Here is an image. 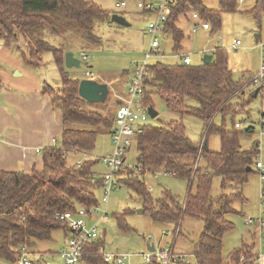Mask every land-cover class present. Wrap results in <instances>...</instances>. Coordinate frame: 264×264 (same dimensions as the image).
<instances>
[{
	"label": "trees",
	"instance_id": "1",
	"mask_svg": "<svg viewBox=\"0 0 264 264\" xmlns=\"http://www.w3.org/2000/svg\"><path fill=\"white\" fill-rule=\"evenodd\" d=\"M236 7L237 0H219V10L207 9L201 0H177L175 6L170 8L162 37L171 36V51L179 56L183 33L176 23L187 8L209 23L210 32H215L221 25L222 13L233 12ZM263 11L264 0H255L247 13L259 23ZM50 16L71 23L90 41L95 39L94 21L110 18L101 7L87 0H0V39L25 43L28 52L20 51V54L30 66L42 65L43 54H52L60 76L59 85L55 87L45 83L42 93L49 96L53 109L60 111L62 117L59 146L43 149V167L40 172H0V259L8 264H16L21 248L30 252L29 249L36 242L51 241L55 231L61 230L67 239L68 228L57 219V215L98 204L94 192L101 189L102 182L93 178V175H97L93 169L98 160L85 158L68 163V157L92 151L97 136L104 131L110 133L115 121V114L113 119H109L100 112L84 109L87 102L78 96L79 81L70 78L64 66L67 50L32 37L33 31L38 28L53 31ZM211 56L208 65H185L179 57L173 58L174 63L149 61L143 81L144 105L152 107V96L156 95L168 111L178 114L180 118L161 127L146 125L141 130L130 146L135 145L137 151L135 167L122 174L124 178H120L119 183L138 197L140 213L146 214L153 223L169 227L171 235L177 232L174 239L179 235L177 227L183 217L203 221V230L193 244L195 264H242L240 258H250L253 245L243 241L228 256H223L222 242L224 236L234 229L228 216L241 215L233 203L245 202L242 192L237 188L246 184L253 173L252 165L259 154V145L253 142L249 149H242L240 137L252 134L253 128L248 127L243 131L235 128L232 120L235 107L230 102L242 95L248 85L258 84L253 80L244 84L240 79L233 78L223 48L214 49ZM263 90L264 77L256 96ZM187 99L195 101L197 106H187ZM251 99L249 97L239 104V111H244ZM120 104L118 100L115 102L117 109ZM186 115L202 123V140L199 144L186 136L182 122ZM229 116L231 127L228 129L226 119ZM217 117H220L219 124H215ZM262 120L264 114H261L260 122ZM86 127L98 129L87 130ZM209 133L219 136L218 152L203 147L202 143L207 140ZM146 174H165L187 181L184 201L180 203L169 191H164L161 197L154 199L144 182ZM214 177L221 179L220 196L217 198L210 196ZM126 214L113 215L118 229L123 232L128 230ZM171 248L176 253L174 245ZM99 249L103 250L101 239L86 246L82 261L87 264H107ZM180 255L182 261L177 260L175 264H189L188 256ZM151 264L158 263L153 260Z\"/></svg>",
	"mask_w": 264,
	"mask_h": 264
},
{
	"label": "rangeland",
	"instance_id": "2",
	"mask_svg": "<svg viewBox=\"0 0 264 264\" xmlns=\"http://www.w3.org/2000/svg\"><path fill=\"white\" fill-rule=\"evenodd\" d=\"M87 1L95 3L110 15L109 19L94 21V40H87L84 34L74 29L71 23L55 16H50L53 31L38 28L33 31L32 37L45 40L56 48L67 50L66 52L72 53L74 58L80 61L79 68L67 69L70 78L80 82L81 80L90 79V77H96L97 82H105L104 84L109 87V95L106 102L103 105L87 103L84 105V109L100 112L104 117L113 119L116 110L115 102L117 101L115 96L117 92L121 91V86L126 78L122 76V72L128 69L132 60H137L141 57L149 42V37L146 35V27L152 17L138 9L137 4L151 0ZM121 2L125 3V7L117 8L116 5ZM201 2L210 10H219V0H201ZM252 3L253 0H243V3L237 1L236 11L222 13L221 25L217 31L210 32L209 30L204 32L199 30L195 34L191 33L189 25V23H195L191 19L192 10L187 8L176 23L177 28L183 33L181 50L178 54H182V52L190 54L192 64L197 65L202 62L205 55H209L213 48H224L228 68L232 71V76L237 80L240 79L244 84L251 83L253 77L261 71L264 61L260 43L256 41L255 37L257 35L261 36V43L264 42V11L260 22L257 23L252 15L245 13V11L250 9L249 7H251ZM113 15L124 18L128 23V27L113 24L111 22ZM160 39L162 50L166 54H172L173 42L171 36L166 35ZM235 40L240 41L241 45L236 50H232L231 45ZM0 42L2 46L6 43L4 40ZM9 44L11 46L9 51L22 60L20 53L27 54L28 52L25 43L22 41L19 43L9 41ZM4 49L6 50V48H3L2 52H5ZM81 54H85L88 59L86 61L82 60ZM42 58L43 64L31 66L30 70L42 77L43 81L47 84L55 87L58 86L60 76L54 64L52 54L46 52ZM162 61L165 63L175 62L173 58L162 59ZM27 66L29 65L27 64ZM0 71L2 74L5 72L1 69ZM258 88L259 84L248 85L244 93L234 97L230 103L235 107L232 120L235 123H241L243 130H246L248 127L253 128L252 134L240 137L239 143L242 149H249L253 142H257L259 154L255 162L260 161L264 165V134L260 133L259 124L260 114L264 113V90L251 99L244 108V111H239L238 107L239 104L247 101L250 94ZM152 104L158 116L155 119L149 118L146 122L147 125L161 127L171 120H178L180 118L178 114L168 111L164 103L156 95L152 96ZM186 105L197 106V103L187 99ZM230 120V116L227 117L226 128L228 129L231 127ZM182 122L185 126L188 139L199 144L200 140H202L201 121L186 115L183 116ZM219 122L220 117H217L215 124H219ZM85 129L97 130L98 128L86 127ZM206 139L208 149L211 152H218L220 149L219 136L215 133H209ZM59 143L60 141L58 140L56 146H59ZM111 152L112 143L110 134L104 131L97 136L94 149L86 154V159L98 160V164L94 167L93 171L100 175L106 172L105 164L101 158ZM136 156V147L133 145L125 156V163L129 169L135 167ZM82 159H85V157L70 155L68 163L81 161ZM144 182L154 199L161 197L164 191H169L180 203L184 201L188 188L187 181L165 174H146ZM262 183L263 180L253 170V173L247 179V183L237 188L242 192L245 202L234 201L233 203V207L241 212V215L228 216V219L234 224V229L223 238V256H228L243 241H246L248 245H253L252 252L253 250L257 252L260 250L258 236L255 235V238H253V228L247 227L245 221L248 218L258 219L262 217L263 208L260 199ZM220 184L221 179L214 177L210 196L216 198L220 196ZM194 188L195 186H193L192 192H194ZM94 193L99 208H103L101 205V189L95 190ZM140 208L138 197L128 190L127 187L121 186L120 189L112 190L106 205L107 218L99 224L103 252L114 255H130L131 258L125 264H145L139 255L147 252L146 245L148 244L147 238L149 237V244H153L155 249H163L174 245L176 252L186 253L189 264H195L193 244L197 241L203 230V221L188 216L183 217L180 221L181 224L177 227L179 235L174 239V236L177 234L176 231L172 233L173 235L163 234L164 231H169L170 228L164 224L151 222L146 214L140 213ZM125 212L127 213L125 223L128 226V230L123 232L118 229L113 215ZM65 242H67L65 234L61 230H58L52 234L51 241L36 242L35 246L30 250L35 252L44 250L46 255H43L52 256L51 259L46 257L49 264H60L61 247L64 248ZM48 253L51 254L48 255ZM0 264L8 263L0 259ZM79 264L87 263L82 262Z\"/></svg>",
	"mask_w": 264,
	"mask_h": 264
},
{
	"label": "built area",
	"instance_id": "3",
	"mask_svg": "<svg viewBox=\"0 0 264 264\" xmlns=\"http://www.w3.org/2000/svg\"><path fill=\"white\" fill-rule=\"evenodd\" d=\"M240 2L242 0H239ZM177 0H151L148 2H140L137 8L149 14L152 19L146 27V34L149 42L142 57L133 63L128 95L125 102L118 108L115 114L114 127L111 133L112 152L103 159L106 172L103 175H93V178L102 182L101 205H92L90 207H79L76 212H65L57 215V219L64 222L68 228V238L66 247L60 255V264H79L87 245L96 243L100 239L99 224L107 218L106 205L109 200L110 193L114 189H120V178H124L125 172L129 169L125 163V156L130 148L134 138L147 125L146 122L150 118L148 108L144 105V88L143 81L145 69L149 61L162 60L166 58L181 59V63L189 65L191 58L187 54H166L162 50L161 39L163 30L168 21L170 8L175 6ZM117 8H124L125 3L121 2L116 5ZM191 19L195 21L192 25V33L195 34L199 30H210L208 22L200 19L196 12L192 11ZM240 46L239 41H235L232 48ZM261 52L264 57V42L261 44ZM82 60L86 61L88 57L81 54ZM264 77V63L262 64L260 73L253 78L254 83L261 86V80ZM260 133L264 134V120L260 123ZM235 128L242 130V124L236 123ZM80 163H78L79 166ZM134 169V168H132ZM131 170V169H129ZM255 172L263 180L261 188V205L263 208L262 217L258 219L248 218L245 221L247 227L253 228V233L258 236L260 250H253L250 258L242 256L240 263L242 264H264V165L257 161L254 165ZM123 174V175H122ZM163 234H166L163 232ZM149 243L150 238H147ZM99 253L103 256V260L107 264H125L131 258L130 255H114L106 254L102 249ZM145 264H151L155 260L158 264H175L177 260L182 261V255L174 253L171 246L165 249H155L154 252L147 251L145 254L139 255ZM43 254L32 255L26 248L20 249V257L16 264H49Z\"/></svg>",
	"mask_w": 264,
	"mask_h": 264
},
{
	"label": "crops",
	"instance_id": "4",
	"mask_svg": "<svg viewBox=\"0 0 264 264\" xmlns=\"http://www.w3.org/2000/svg\"><path fill=\"white\" fill-rule=\"evenodd\" d=\"M240 3H243V0ZM254 3L255 0H253L251 7H249L250 9L248 8L249 10L245 11V13L252 9ZM193 23L194 22L189 23L190 31ZM201 31L207 32L205 30ZM256 41L260 43L261 48V36L257 35ZM234 42L231 45L232 50H236L239 47L238 46L237 48L233 49L232 46ZM10 47L11 46L9 42L6 41L4 46H2L0 42V69L5 71L3 74L0 71V172H40L43 167V149L56 145V142L58 140L60 141L62 132V117L60 111L53 109L49 96L42 93L43 85L46 82L43 81L42 77H40L38 74L32 72L30 70L31 66H27L23 59L20 60L13 52L9 51ZM3 48H6V50L4 49L5 52H2ZM216 48H213V50ZM213 50L209 53V55H211ZM182 54H187L190 56V54L185 52H182ZM134 61L136 60H132L128 69L122 72V76H125L126 78L123 85L121 86V91L119 93L117 92V95L115 96L117 100L121 102V104L117 106L118 108L127 99ZM87 80L96 81L97 79L96 77H90V79L88 78ZM113 127L114 124L109 133L110 138ZM205 144L207 146V140L203 142V147ZM207 150L210 151L208 146ZM109 154L110 153L101 159H104ZM77 155H81L82 158H86V154ZM94 173L100 175L95 171ZM167 232L168 235H170V231ZM252 235H254V233ZM65 247L66 242L64 244V248ZM61 248L62 250L64 249L63 247ZM30 253L32 255L45 254L44 250L37 252L30 250ZM176 253L184 255L186 254L180 251ZM49 254L51 253H48V255Z\"/></svg>",
	"mask_w": 264,
	"mask_h": 264
},
{
	"label": "water",
	"instance_id": "5",
	"mask_svg": "<svg viewBox=\"0 0 264 264\" xmlns=\"http://www.w3.org/2000/svg\"><path fill=\"white\" fill-rule=\"evenodd\" d=\"M111 22L113 24H117L123 27H128V23L126 22V20L118 15H113L111 17ZM211 60H212L211 55H205L203 57L202 62L203 64L208 65L210 64ZM64 66L66 69L79 68L80 61L74 58L72 53L66 52L64 54ZM77 93H78V96L87 103L103 104L106 102L108 98L109 88L106 84H100L94 80L86 79V80H81L78 83ZM257 93H258V89L254 90L250 94V97L254 98ZM148 114L151 119H155L158 115L157 112L152 107L148 108ZM204 148L205 150H207L206 144ZM146 249L149 252H154V246L152 244H147Z\"/></svg>",
	"mask_w": 264,
	"mask_h": 264
},
{
	"label": "bare ground",
	"instance_id": "6",
	"mask_svg": "<svg viewBox=\"0 0 264 264\" xmlns=\"http://www.w3.org/2000/svg\"><path fill=\"white\" fill-rule=\"evenodd\" d=\"M225 183V182H224ZM222 190V189H221ZM224 195V194H223ZM242 197V196H241ZM243 198V197H242ZM226 201V200H225ZM221 209V208H220ZM239 213V212H238ZM223 243V242H222ZM233 256V255H232ZM235 256V255H234ZM234 258V257H233ZM234 261V260H233Z\"/></svg>",
	"mask_w": 264,
	"mask_h": 264
}]
</instances>
